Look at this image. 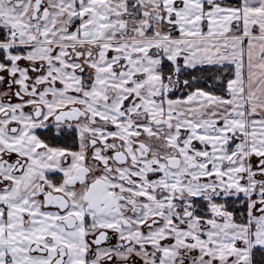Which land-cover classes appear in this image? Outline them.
<instances>
[{
	"label": "snow or ice",
	"instance_id": "obj_1",
	"mask_svg": "<svg viewBox=\"0 0 264 264\" xmlns=\"http://www.w3.org/2000/svg\"><path fill=\"white\" fill-rule=\"evenodd\" d=\"M0 264H264V0H0Z\"/></svg>",
	"mask_w": 264,
	"mask_h": 264
}]
</instances>
